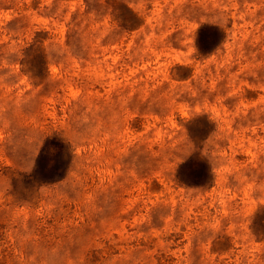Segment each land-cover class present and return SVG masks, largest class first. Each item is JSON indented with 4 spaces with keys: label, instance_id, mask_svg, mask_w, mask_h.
<instances>
[{
    "label": "rangeland",
    "instance_id": "1",
    "mask_svg": "<svg viewBox=\"0 0 264 264\" xmlns=\"http://www.w3.org/2000/svg\"><path fill=\"white\" fill-rule=\"evenodd\" d=\"M0 264H264V0H0Z\"/></svg>",
    "mask_w": 264,
    "mask_h": 264
}]
</instances>
